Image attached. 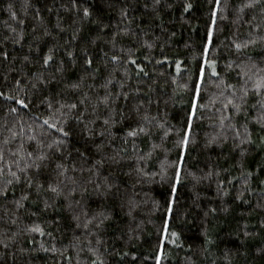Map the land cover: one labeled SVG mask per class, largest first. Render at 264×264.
<instances>
[{"label": "trees", "instance_id": "16d2710c", "mask_svg": "<svg viewBox=\"0 0 264 264\" xmlns=\"http://www.w3.org/2000/svg\"><path fill=\"white\" fill-rule=\"evenodd\" d=\"M0 93V264H264V0H0Z\"/></svg>", "mask_w": 264, "mask_h": 264}, {"label": "snow or ice", "instance_id": "6c2138e0", "mask_svg": "<svg viewBox=\"0 0 264 264\" xmlns=\"http://www.w3.org/2000/svg\"><path fill=\"white\" fill-rule=\"evenodd\" d=\"M188 7H191V5H189ZM83 11H84V16L85 17H87L90 14L89 10L87 8H85ZM209 36H211V33H209ZM237 47H239V45H237ZM51 58H52L51 56L46 57L45 60H44V63L47 64ZM113 59H115V57H113ZM89 63H90V61H89ZM202 75H203V69L201 68V76ZM0 95H2V93H0ZM17 103L22 105L25 108L28 107V105L25 103V101L23 99L18 100ZM72 107H75V105H72ZM237 107H239V106H237ZM12 111H16V109H12ZM45 123H47V121H45ZM105 123H107V121H105ZM53 127H55V125H53ZM59 131L63 132V129H59ZM64 135L67 136L68 133L65 132ZM129 135H135V132H130ZM29 155H31V154H29ZM52 191H56V189L53 188ZM173 192H175V188H173ZM170 210H171V208H169V211ZM173 235H176V234L173 233Z\"/></svg>", "mask_w": 264, "mask_h": 264}]
</instances>
